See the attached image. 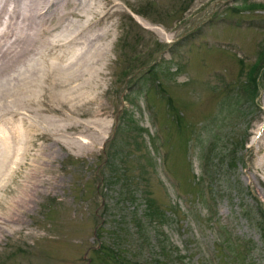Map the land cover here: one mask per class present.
I'll list each match as a JSON object with an SVG mask.
<instances>
[{
  "label": "rangeland",
  "instance_id": "1",
  "mask_svg": "<svg viewBox=\"0 0 264 264\" xmlns=\"http://www.w3.org/2000/svg\"><path fill=\"white\" fill-rule=\"evenodd\" d=\"M70 2L61 68L82 27L110 58L53 72L47 113L10 101L35 127L0 177V264H264V0Z\"/></svg>",
  "mask_w": 264,
  "mask_h": 264
},
{
  "label": "bare ground",
  "instance_id": "2",
  "mask_svg": "<svg viewBox=\"0 0 264 264\" xmlns=\"http://www.w3.org/2000/svg\"><path fill=\"white\" fill-rule=\"evenodd\" d=\"M85 1H86L85 2L86 6L90 7L91 4L97 3L99 0H97V1L96 0H85ZM105 1L108 4L110 2H113V0H105ZM100 2H103V0H100ZM51 3L57 7L55 9V11L52 12L51 14H48V12H46V13L44 12V13H45V16H51L52 18L51 17H50L51 19L50 18H46V19L41 18V17H45V16H43L44 13H41V11L44 10ZM104 5H105V3H104ZM70 6H71V8H74V12H75V10L77 8H75L76 6L73 7V4L70 2V0H62L60 2H58L56 0H0V177H3L6 172L12 173V171H10L9 168L11 165L10 163L12 161V158L14 157L13 154L16 152V141L19 140V138L21 137V133L26 135L27 132H30V130H33L32 127L34 126L31 121H28L29 119L27 120L26 118H24L27 114H30V113H28L24 109L18 110L19 108L17 109L16 107L17 106L27 107L29 105L32 108L33 99L37 95L38 96L40 94L42 95V92H43L42 90L45 87L44 85L49 80V78L51 77V74L53 72L56 75H55V80H52V81H54L53 84L56 86V88L58 86L62 89H65L67 87H68L67 89H69V86L78 83V81H80V79L82 77H84L83 75H85L86 72L88 74H90L92 67L97 68L95 66V64H97L99 62L101 63V61H103V60H108L109 56H107V55L110 51L107 48V46L111 43V42L109 43L107 41V39H109L111 37V32H109L110 31L109 28L107 30L106 29L104 30L101 27V29L98 30L99 32L98 31H95V32L87 31L88 33L87 32L83 33L82 31H84L85 28H83L81 25V27H82L80 29L81 31H77L73 35H72V33H70L71 34L70 35V37H71L70 42L73 46H75L74 47L75 50L73 49V52H71V54L72 53L73 54L71 55V59H69L70 61L66 62V63L64 62V64H66V65H64V67L61 68V65L59 64V62H60L59 59L61 57L58 59L59 55L56 54L55 52L51 51V49H53L57 46V43L60 39H58L57 42L50 41L47 36L51 37V35L57 31H59V33L65 31L67 25L64 26L62 24H63V21H65V19H64L65 10L67 8H69ZM87 7H83V13H80V12L76 13L75 16L76 17L87 16L88 14L84 15ZM91 8H92V6H91ZM98 8H100V7H98ZM60 9H61V14H58V11ZM89 11L90 10L88 9L87 12L89 13ZM118 11L119 10H116V8L113 9L111 15L116 14ZM69 14H71V13H69ZM80 24L81 23H79L78 25H80ZM86 26H87V24H86ZM73 28L74 27H72V29ZM68 31H70V30L68 29ZM68 31H67V35H68ZM63 34H65V33H63ZM55 37H56V35H55ZM58 38H59V36H58ZM55 40H57V39H55ZM66 41H67V39H66ZM59 43H60V41H59ZM100 43H102V44H100ZM107 43H108V45H107ZM108 47H110V45ZM69 50H71V49H69ZM107 63H108V61H107ZM102 67H101V69H102ZM98 73H100V72H98ZM102 73H103V71H102ZM50 85H51V83H50ZM55 90H52V91L54 92ZM73 91H75V90H73ZM85 91H86V88H85ZM93 92H95V91H93ZM97 93H99V92H97ZM72 94H73V92H72ZM70 96H72V95L70 94ZM86 96H84V97L87 98ZM62 97H63V94H62ZM62 97L60 96L61 99H62ZM57 99H59V98H57ZM10 101L16 107L14 105H12L10 103ZM53 103H54V101H53ZM35 104H36V108H32V110L35 111L34 112L35 115L36 114L39 115L43 111H45L46 113L48 111H50L49 109L47 110V109L43 108L44 107V101L43 100L37 99L35 101ZM57 105H59V104L57 103ZM63 106H65V104ZM75 106H77V105L74 104V107ZM54 107H56V106H54ZM54 111H56V110H54ZM65 112H67V111H65ZM75 112L78 113L76 110H75ZM52 113H54V112H52ZM5 116H7L8 118H5ZM29 117H30V115H29ZM12 118H15V120H13ZM46 118H47V116H46ZM75 118H77V117H75ZM33 120H34V118H33ZM34 121L36 122V120H34ZM49 121H51V120H49ZM39 122H38V124H39ZM17 123H20V126H17L18 125ZM59 123H61V122H59ZM14 124H16V125L14 126ZM73 124H74V122H73ZM88 124H90V123H88ZM61 126H63V125H61ZM72 127H73V125H72ZM54 129H56V128H54ZM32 138H34V137H32ZM22 144L24 145L25 143L22 142ZM28 144H29V142H28ZM17 169H18V167H17ZM15 173H16V171H15ZM6 175H7V173H6ZM8 177H9V180H11L12 174H8ZM4 187H6V186H4ZM19 201H21V200H19ZM0 202H3V201H1V199H0ZM3 203H5V202H3ZM8 207H10V209H12V205H9ZM0 221H1V219H0ZM0 225H1V223H0Z\"/></svg>",
  "mask_w": 264,
  "mask_h": 264
}]
</instances>
